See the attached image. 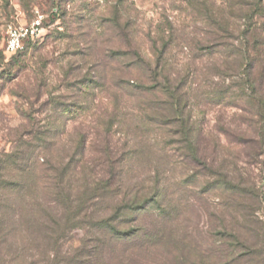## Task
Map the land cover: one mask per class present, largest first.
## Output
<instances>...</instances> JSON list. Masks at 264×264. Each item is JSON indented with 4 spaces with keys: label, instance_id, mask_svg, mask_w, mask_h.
<instances>
[{
    "label": "rangeland",
    "instance_id": "rangeland-1",
    "mask_svg": "<svg viewBox=\"0 0 264 264\" xmlns=\"http://www.w3.org/2000/svg\"><path fill=\"white\" fill-rule=\"evenodd\" d=\"M236 2L0 0V264L104 241L93 264H264V149L238 145L248 115L206 94L237 70L206 13L233 28ZM35 20L39 36L5 53L7 27ZM103 218L130 234L108 240Z\"/></svg>",
    "mask_w": 264,
    "mask_h": 264
},
{
    "label": "trees",
    "instance_id": "trees-1",
    "mask_svg": "<svg viewBox=\"0 0 264 264\" xmlns=\"http://www.w3.org/2000/svg\"><path fill=\"white\" fill-rule=\"evenodd\" d=\"M237 1L235 3L237 8L229 10L230 13L234 10V17L238 21L233 28H230V22L226 17L223 16L221 19L211 9L206 13L208 25L216 28L224 39L222 43L218 44L227 54L224 63L227 64L231 61L237 65V70H234L233 67L230 68L234 71L231 74L225 72L220 74L221 83L219 85L213 87L208 85L211 89L206 93L207 100L223 106L235 107L248 115L245 118L247 121L243 122L248 127L242 131L245 132L246 129H251L254 135L252 138L241 137V140L237 143L239 145L252 142L259 149H264V0ZM228 6L231 7L230 4ZM225 11H220L219 14L227 13ZM230 38L232 42H228ZM211 48L208 47V49ZM231 54L233 56L229 59ZM225 77L231 78L232 81L225 84L224 80L222 82V78ZM168 94L173 100L170 105L179 121L178 126L180 129L178 133L182 136L179 143L186 149L187 155L199 161V158H197L198 146L195 124L190 121L188 115L185 116L184 100L174 90L169 89ZM133 205L137 204L129 202L125 207L128 210H134ZM95 225L108 240H122L130 234V231L122 230L118 222H113L111 218L98 220ZM47 239H51V237L47 236ZM104 243L105 241L101 242V245H94L88 249L85 246L77 247L72 254H69L70 256L66 257L67 261L59 257L57 251L58 253L55 252L50 262L51 264L101 263L106 255L102 245Z\"/></svg>",
    "mask_w": 264,
    "mask_h": 264
},
{
    "label": "built area",
    "instance_id": "built-area-1",
    "mask_svg": "<svg viewBox=\"0 0 264 264\" xmlns=\"http://www.w3.org/2000/svg\"><path fill=\"white\" fill-rule=\"evenodd\" d=\"M40 22L33 21L28 25H9L6 30V39L4 44L5 53L8 55L15 54L23 48L26 40L34 39L40 34Z\"/></svg>",
    "mask_w": 264,
    "mask_h": 264
}]
</instances>
